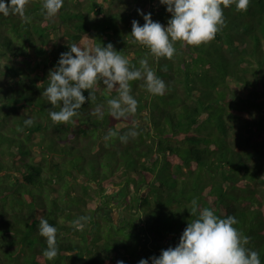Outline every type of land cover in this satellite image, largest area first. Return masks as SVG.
I'll return each mask as SVG.
<instances>
[{
    "label": "trees",
    "instance_id": "1",
    "mask_svg": "<svg viewBox=\"0 0 264 264\" xmlns=\"http://www.w3.org/2000/svg\"><path fill=\"white\" fill-rule=\"evenodd\" d=\"M42 3L29 0L27 23L0 14V264H152L195 218L193 198L234 216L264 264V0L225 8L214 40L178 42L171 60L131 42V22H145L138 10L167 26L160 0H64L52 18ZM71 43H111L136 67L147 58L167 90L130 82L137 112L117 120L106 104L117 93L100 84L74 122L54 124L42 93ZM133 121L135 138L104 140ZM80 216L89 217L82 231L72 225ZM40 218L58 230L53 260L43 256Z\"/></svg>",
    "mask_w": 264,
    "mask_h": 264
},
{
    "label": "clouds",
    "instance_id": "2",
    "mask_svg": "<svg viewBox=\"0 0 264 264\" xmlns=\"http://www.w3.org/2000/svg\"><path fill=\"white\" fill-rule=\"evenodd\" d=\"M28 2L0 0V14L5 17L19 15L26 23L30 22V17L25 15ZM160 3L171 14L167 26L153 21L151 13L138 10L145 22L142 26L136 20L131 22V42L146 47L157 60H171L178 42L181 47L210 43L226 26L224 9L235 4L238 12H246L250 0H160ZM63 5L64 0H43L41 11L47 18H52ZM68 47L69 51L60 54L57 67L49 70L48 84L42 93L52 105L48 114L54 124L74 122L73 118L80 115L79 110L86 99L95 103L94 89L100 84L109 92L115 90L117 93L106 100L108 114L117 120L128 119L137 112L138 101L132 95L130 82L144 80L151 95H163L167 90L166 83L156 75L147 58L140 59L139 67H136L111 43L107 46L71 43ZM84 91L89 92L87 98ZM57 107L59 110H54ZM103 108V105H96L92 115L102 119ZM33 123L32 119L25 120V125ZM136 128L137 122L133 121L123 134L109 129L104 140L119 138L122 143H127L138 134ZM190 214L195 218L188 222L178 245L162 250L158 257H151L152 264H261L259 252L248 247L251 237L235 227L238 220L234 216L221 218L209 207L201 209L195 198L191 201ZM88 219L87 216L77 217L72 225L82 231ZM38 231L47 244L43 256L48 260L55 259L61 254L57 228L40 218ZM117 264L124 262L117 261ZM139 264H149V261L141 259Z\"/></svg>",
    "mask_w": 264,
    "mask_h": 264
}]
</instances>
